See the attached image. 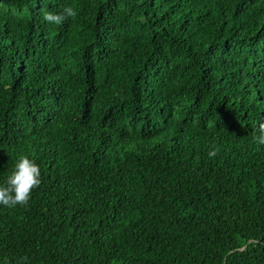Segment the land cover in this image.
I'll return each instance as SVG.
<instances>
[{"label":"trees","instance_id":"trees-1","mask_svg":"<svg viewBox=\"0 0 264 264\" xmlns=\"http://www.w3.org/2000/svg\"><path fill=\"white\" fill-rule=\"evenodd\" d=\"M261 125L264 0H0V264H264Z\"/></svg>","mask_w":264,"mask_h":264},{"label":"clouds","instance_id":"clouds-1","mask_svg":"<svg viewBox=\"0 0 264 264\" xmlns=\"http://www.w3.org/2000/svg\"><path fill=\"white\" fill-rule=\"evenodd\" d=\"M77 12L72 7H65L62 12H45L43 20L46 23L59 25L66 19L75 17ZM257 145H264V125L258 128V135L253 137ZM216 153L210 152L213 157ZM41 183V170L34 159L26 155L19 156L15 167L4 183L0 186V205L15 207L25 205L30 199L31 192Z\"/></svg>","mask_w":264,"mask_h":264}]
</instances>
